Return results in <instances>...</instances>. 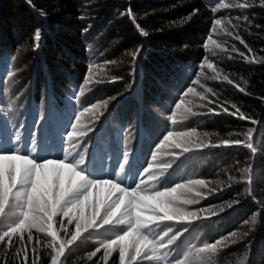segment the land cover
<instances>
[{
  "label": "trees",
  "instance_id": "obj_1",
  "mask_svg": "<svg viewBox=\"0 0 264 264\" xmlns=\"http://www.w3.org/2000/svg\"><path fill=\"white\" fill-rule=\"evenodd\" d=\"M220 2L235 5L243 0ZM248 2L253 7L219 8L213 12L212 6L217 0H0V126L6 123L4 134L19 131L22 147L31 132L37 151H46L58 143L61 134L71 130L66 126L76 122L77 109L109 100L107 111L99 120L89 113L81 117V122L95 131L82 138L80 147L87 146L86 160L97 169L103 165L106 173L116 169V157L125 148L130 158L138 156L140 163H154L151 155L157 151L159 141L166 134L164 129L169 126L176 131L196 129L200 135L192 139L205 143L240 140V145L184 153L178 160L170 153H179L180 149L160 148L158 162L171 161L173 167L168 170L171 179L166 177L157 187L162 189L165 182L174 186L189 179L210 182L200 191L205 196L195 204V211L211 207L218 212V206L239 201L215 217L204 219L202 215L200 220L192 221V227L171 246L181 253V260L194 254L197 247L227 237L217 252L199 257L192 255L189 264H237L245 257L246 264H264V62H260L264 58V7H260L259 0ZM244 15L248 16V21L242 19ZM236 16L241 19L236 20ZM217 18L223 22L213 32L211 26ZM37 28L42 30L41 47L33 50ZM225 28L243 38L253 51L249 52L227 35ZM141 30L147 35H142ZM208 35L221 45L219 51L212 50L211 46L216 44L207 40ZM205 43L207 49L203 47ZM233 45L253 62L232 52ZM138 47L143 48V53L133 76L130 53ZM204 57L214 64L218 79H211L217 74L213 69L198 67ZM90 63L103 66L93 79H103L104 83L83 85ZM6 69L8 75L5 76ZM224 75L234 84L223 80ZM196 76L214 93H204L198 84H191ZM112 77L121 79L109 82ZM235 85L243 87L245 92ZM81 86L86 89L84 95L70 100ZM189 86L195 87L206 99L201 101L199 95L188 94L181 108L175 109L174 104ZM111 97L117 99L113 101ZM201 103L204 108L199 107ZM232 104L256 123L223 112L224 107L234 112ZM189 107L205 114H188V119L184 120L181 113L187 114L185 109ZM170 108L176 113L175 125H170L168 120ZM208 108L215 111L208 113ZM250 129L252 149L244 146ZM205 132L207 136L203 135ZM245 168L252 169L250 183L249 174L243 171ZM126 182H131L130 174ZM209 188L214 192L209 194ZM107 192V189L95 190L93 201L103 198ZM190 206L192 208L193 204ZM85 214H89L87 207ZM253 217L255 223H252ZM12 219L9 215L0 223V231ZM60 221L70 232L75 231V221L68 224L67 219L60 216L54 220L61 237L70 238L58 228ZM164 223L172 224L174 230L184 226ZM105 229L107 226L97 232L90 230L91 234L84 233L81 240L66 251V257L62 258L64 264H101L105 251L101 242L114 236L111 230ZM32 232L34 238L38 236L41 241L35 253L39 264H51L52 249L48 246L51 237L35 229ZM233 232L237 233L236 237L231 236ZM18 239L19 235L13 237V240ZM16 246L19 247V243ZM26 247L29 256L34 255L31 245ZM97 247L101 251L89 260L88 254ZM2 249L0 245V261L7 258V264H18L10 250L6 257ZM118 259L119 248L114 246L108 264H118ZM144 264L155 262L145 261Z\"/></svg>",
  "mask_w": 264,
  "mask_h": 264
},
{
  "label": "snow or ice",
  "instance_id": "obj_2",
  "mask_svg": "<svg viewBox=\"0 0 264 264\" xmlns=\"http://www.w3.org/2000/svg\"><path fill=\"white\" fill-rule=\"evenodd\" d=\"M259 5L264 7V0H259ZM232 7L246 9L253 7V4L249 3L248 0H243V2L235 5L221 3L220 0H217V4L212 6V11ZM40 15L43 16L44 14L40 13ZM235 19L240 20L241 17L236 16ZM242 19L248 21L249 18L244 15ZM133 22L135 23L134 17ZM222 22L220 18L215 19L211 31L214 32L216 26L221 25ZM234 27H238V25H234ZM84 31L87 32L88 29L85 28ZM224 31L233 39L238 40L249 52L253 51L238 34L228 31L227 28ZM141 34L147 35L142 30ZM207 40L215 43L217 47H221L218 42L212 39L211 35L207 36ZM33 41V50H38L42 41L40 28L35 30ZM203 47L207 49L208 44L205 43ZM231 51L238 53L245 60H249L248 56L239 51L235 45L231 47ZM142 53V47H138L130 53L133 62V76H135V65ZM229 59H232V56H229ZM249 62L253 61L249 60ZM260 62H264V58H261ZM4 63L7 65L8 61H4ZM105 63H115V61H106ZM205 66L217 73L211 79L219 78V72L207 57H204L202 63L198 65L200 69ZM102 70V65L97 66L90 63L83 85L104 83L103 79H93L94 75ZM6 75H8L7 69L5 70ZM118 79L121 78L112 77L109 82H115ZM223 80L229 84H234V81L229 79L227 75L223 76ZM190 83L198 84L204 89V93H214L212 88L205 87L204 84L200 83L199 76H196ZM235 86L239 87V85ZM85 90V87L81 86L78 89V94L74 92L70 100H78L79 96L84 95ZM239 91L245 92V89L239 87ZM188 94L199 95L201 101L206 99L204 94L196 92L195 87L189 86L186 91H183L179 102L174 104L175 109L181 108V105L185 103L184 97ZM110 99L114 101L117 97ZM211 102L209 101V103ZM108 105L109 100H104L102 103L97 102L82 110L77 109L79 115L74 116L76 122L66 126L71 130H66L61 134L58 143L46 151H37L31 132L28 133V137L21 147L19 146L21 133L17 131L5 135L6 123L0 126V223L5 222L9 215L13 217L11 222L6 224L4 230L0 231V245L3 246L2 250L6 257L10 250L11 257L18 264H39V256L35 253L41 241L38 236L34 238L33 229L36 232H46L51 237V243L48 245L52 249L51 264H64L62 258L66 257V251L76 245L84 233H90V230L97 232L104 226H107L105 230H111L114 236L101 242V246L105 249L101 257V264H108L114 246L119 248L118 264H144L145 261L155 262V264H189L190 256L199 257L201 254L215 253L218 247L228 239L225 237L214 243L197 247L194 254L190 253L189 256L180 259L181 253L171 246L183 232H187L189 227H192V221L200 220L202 215L204 219L215 217L225 212L226 208L231 209L239 201H231L224 206H218V212L211 207L201 208L198 211L187 210L186 205L197 204L201 198H204L205 194L201 193L199 189L207 187L210 182L204 179H189L187 182L175 183L174 186L165 182L162 189L158 188L157 185L166 177L171 179L168 170L173 167V162H158L157 153L160 148L174 147L181 151L170 153V155L179 159L184 153L194 150L228 147L240 145L242 142L240 140H224L220 144L205 143L198 141V139H192L193 137L198 138L200 135L196 129L176 131L169 126L164 129L166 134L159 141L157 151L151 155L154 163H147L146 161L140 163L138 156L130 158V152L125 148L116 157V169L111 173H106L103 165L97 169L94 163H89L86 160L89 149L87 146L83 148L80 146L83 143L82 138L95 131L94 128H89L83 124L81 117L85 113H89L95 120H99L101 116L105 115L101 109H107ZM199 107L204 108L205 105L201 103ZM231 107L235 109L234 112H229L227 107L222 110L240 120H251L235 104H232ZM169 111L171 112V115L168 116L170 125H175L177 123L176 113L171 108ZM207 111L213 113L215 110L208 108ZM185 112L187 114L181 113L184 120L188 119V114L192 116L205 114L195 112L191 107L185 109ZM215 114L219 115L220 113L216 112ZM251 122L256 123L255 120H251ZM203 135L207 136L208 133L205 132ZM244 146L249 149L253 148L251 129L247 134V143ZM93 159H95V153H93ZM243 171L249 174L247 181L250 183L252 169L245 168ZM129 174L131 182L127 183L126 178L129 177ZM103 189L108 190L107 195L93 201V192ZM212 192L214 189L209 188L208 193L211 194ZM86 207L88 215L85 214ZM58 216L66 218L68 224L75 221V231L72 232L68 230L63 221L58 223V228L63 230L65 237L70 238H62L60 231L54 226V220ZM173 221L184 226L179 230H174L172 224L164 223ZM255 222V217H253L252 223ZM24 233H27V236ZM17 235H19V239L13 240V237ZM231 236L236 237L237 233L233 232ZM34 239L35 244L33 243ZM232 242L235 243L236 241L233 240ZM17 243H19V247L16 246ZM27 245H31V251L34 253L31 257ZM100 251L101 248L97 247L88 254V259L91 260ZM0 264H7V258L0 261Z\"/></svg>",
  "mask_w": 264,
  "mask_h": 264
},
{
  "label": "rangeland",
  "instance_id": "obj_3",
  "mask_svg": "<svg viewBox=\"0 0 264 264\" xmlns=\"http://www.w3.org/2000/svg\"><path fill=\"white\" fill-rule=\"evenodd\" d=\"M212 47V50L213 51H217L218 50V47L216 46V45H212L211 46ZM219 51V50H218ZM12 76H15V75H12ZM107 111V109H104V112H106ZM102 117V116H101ZM172 159V158H171ZM173 159H175L176 160V158H174L173 157ZM178 160V159H177ZM200 191L202 190V188L201 189H199ZM190 206V205H189ZM191 209H192V211H195V204H193V207L191 208V206H190V208H187V210H189V211H191ZM172 223H175L176 224V222H172Z\"/></svg>",
  "mask_w": 264,
  "mask_h": 264
},
{
  "label": "clouds",
  "instance_id": "obj_4",
  "mask_svg": "<svg viewBox=\"0 0 264 264\" xmlns=\"http://www.w3.org/2000/svg\"><path fill=\"white\" fill-rule=\"evenodd\" d=\"M237 264H246V257L243 258V259H239V260L237 261Z\"/></svg>",
  "mask_w": 264,
  "mask_h": 264
}]
</instances>
